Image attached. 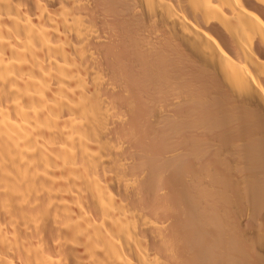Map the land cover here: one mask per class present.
Here are the masks:
<instances>
[{
	"label": "bare ground",
	"instance_id": "obj_1",
	"mask_svg": "<svg viewBox=\"0 0 264 264\" xmlns=\"http://www.w3.org/2000/svg\"><path fill=\"white\" fill-rule=\"evenodd\" d=\"M0 264H264V0H0Z\"/></svg>",
	"mask_w": 264,
	"mask_h": 264
}]
</instances>
